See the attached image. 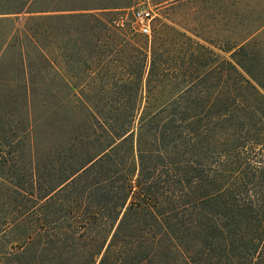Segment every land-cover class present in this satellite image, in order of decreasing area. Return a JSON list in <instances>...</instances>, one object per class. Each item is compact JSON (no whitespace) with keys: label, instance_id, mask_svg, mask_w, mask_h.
Wrapping results in <instances>:
<instances>
[{"label":"trees","instance_id":"obj_1","mask_svg":"<svg viewBox=\"0 0 264 264\" xmlns=\"http://www.w3.org/2000/svg\"><path fill=\"white\" fill-rule=\"evenodd\" d=\"M190 1L227 23L248 2L0 0V23L26 17L0 61L27 64L28 103L61 86L89 112V141L31 155L28 189L0 142V264H264V19L214 44L164 21L139 39L115 18Z\"/></svg>","mask_w":264,"mask_h":264},{"label":"rangeland","instance_id":"obj_2","mask_svg":"<svg viewBox=\"0 0 264 264\" xmlns=\"http://www.w3.org/2000/svg\"><path fill=\"white\" fill-rule=\"evenodd\" d=\"M261 1L264 2V0ZM247 3L242 8L234 10V21L228 23L223 21V6L215 1L178 2L169 9L157 8L151 4L140 2L129 9L119 11L115 18L125 21L126 28L133 32L136 38L146 39L133 29L132 10L148 8L154 12V27H159V21H164L189 35H192L191 33L199 34L205 40L216 44L221 40H229L232 34L241 31L242 26L255 22L249 29L250 32L264 19V12L258 14L252 10L256 8L255 1L248 0ZM262 6L264 7V4ZM244 7L245 9H243ZM25 18L23 15L12 16L9 17L11 22L0 23V42L11 30H24L26 28ZM259 37L264 43V34ZM35 62L37 67L34 68V75L40 82L38 74L40 62L36 59ZM25 66L22 65L20 57L12 53L11 50L6 54L4 60L0 61V142L14 143V150L20 151L11 155L6 154L5 161L9 163L8 166L15 167L17 174L22 179L18 184L28 189L30 188L29 176L33 170L31 155L36 150L38 156L43 157L50 152L48 146L57 145L58 142L65 143L70 139H87L86 141H89V112L80 108L76 115L70 110V106H67V102L62 103L67 92L64 89L61 90V86L59 91H56L58 102L54 101L48 104L49 106H44L40 102V97L34 104H29L26 98ZM63 68L66 70L65 64ZM40 94L37 93L36 96L38 97ZM35 138L36 145L32 143ZM44 142L51 143L45 145ZM13 151L8 148V152ZM11 187L10 184L0 179V198L9 192Z\"/></svg>","mask_w":264,"mask_h":264},{"label":"built area","instance_id":"obj_3","mask_svg":"<svg viewBox=\"0 0 264 264\" xmlns=\"http://www.w3.org/2000/svg\"><path fill=\"white\" fill-rule=\"evenodd\" d=\"M133 29L144 36H150L153 29L154 12L148 8L132 10Z\"/></svg>","mask_w":264,"mask_h":264}]
</instances>
